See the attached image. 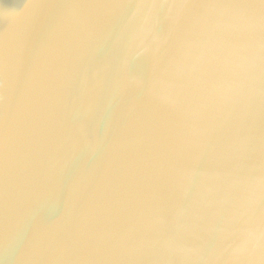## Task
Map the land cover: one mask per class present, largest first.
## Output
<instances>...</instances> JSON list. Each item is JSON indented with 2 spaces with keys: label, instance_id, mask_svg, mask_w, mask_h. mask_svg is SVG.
Here are the masks:
<instances>
[{
  "label": "water",
  "instance_id": "obj_1",
  "mask_svg": "<svg viewBox=\"0 0 264 264\" xmlns=\"http://www.w3.org/2000/svg\"><path fill=\"white\" fill-rule=\"evenodd\" d=\"M0 264H264V0H0Z\"/></svg>",
  "mask_w": 264,
  "mask_h": 264
}]
</instances>
